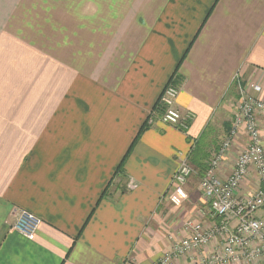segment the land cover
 I'll return each instance as SVG.
<instances>
[{
    "label": "crops",
    "instance_id": "obj_1",
    "mask_svg": "<svg viewBox=\"0 0 264 264\" xmlns=\"http://www.w3.org/2000/svg\"><path fill=\"white\" fill-rule=\"evenodd\" d=\"M168 83L195 114L188 133L151 115ZM255 83L264 90V0H0V264H153L219 222L200 188L181 206L165 193L205 129L194 153L207 166ZM254 173L240 197L258 188ZM16 209L41 219L35 239L12 227Z\"/></svg>",
    "mask_w": 264,
    "mask_h": 264
},
{
    "label": "built area",
    "instance_id": "obj_2",
    "mask_svg": "<svg viewBox=\"0 0 264 264\" xmlns=\"http://www.w3.org/2000/svg\"><path fill=\"white\" fill-rule=\"evenodd\" d=\"M263 92V87L257 83L240 88L241 101L232 129L218 151L209 158L201 176L200 193L213 218L219 222H214L210 227H205L202 223L194 225L190 236L174 240L171 248L153 264H180V260L189 252L195 248L201 250L211 246L215 240L216 247H213L212 252L191 264H238L247 260L256 261L264 256V214L257 216L260 210H264V135L261 122L264 119ZM179 93L177 85L168 83L159 98L158 110L151 115L155 122L159 121L184 132L188 131L195 114L177 106ZM242 131L246 135V144L232 173L227 178H221L217 172L220 163ZM191 151L192 147L187 153L179 154V167L165 193V197L174 206H181L190 198L187 186L195 174L189 160ZM252 171L258 177V188L240 197V186ZM41 223L39 217L27 210L16 209L13 212L12 227L31 240L35 239Z\"/></svg>",
    "mask_w": 264,
    "mask_h": 264
},
{
    "label": "trees",
    "instance_id": "obj_3",
    "mask_svg": "<svg viewBox=\"0 0 264 264\" xmlns=\"http://www.w3.org/2000/svg\"><path fill=\"white\" fill-rule=\"evenodd\" d=\"M156 106H158V103H157V105ZM147 123V122H146ZM145 123V125L144 126H142V128H141V130H140V132L138 133V135L136 136V139L134 140V142H133V144L131 145V147H130V149H129V152L127 153V155L125 156V158L123 159V161L121 162V165H120V169H122L123 167H124V165H125V161H126V157L128 156V154L131 152V150H132V148H133V146H134V144L137 142V140H138V138L140 137V135L142 134V132L144 131V129L147 127V124ZM209 127V126H208ZM208 127H207V129H208ZM206 129H205V131L203 132V134L198 138V140L196 139V140H194V142L192 143V145H194V146H192V151H191V153H190V155H189V160H190V163L192 164V163H194L195 165L197 164L198 166L197 167H199V168H202V170L201 169H199L200 170V172H203L204 173V171H205V166H206V164H205V162H203V160L205 161V159L206 158H203V160L201 161V159L200 158H197V160H195L196 159V155H195V153H194V151H196L195 149L197 148V146L198 145H202L200 142H207L209 139H208V137H207V135H208V132L206 133ZM185 133H188V131H184ZM230 133V131L228 132V134ZM191 139V138H190ZM192 140V139H191ZM222 144V143H221ZM221 146V145H220ZM220 146L218 147V149L220 148ZM202 146L200 147L199 146V150H198V152L201 154V152H202ZM218 149H216L211 155H210V157L215 153V152H217L218 151ZM204 150V149H203ZM209 157V158H210ZM209 161V160H208ZM193 165V164H192ZM195 169V168H194ZM203 175V174H202ZM201 175V176H202Z\"/></svg>",
    "mask_w": 264,
    "mask_h": 264
},
{
    "label": "rangeland",
    "instance_id": "obj_4",
    "mask_svg": "<svg viewBox=\"0 0 264 264\" xmlns=\"http://www.w3.org/2000/svg\"><path fill=\"white\" fill-rule=\"evenodd\" d=\"M238 91V90H237ZM238 93L240 94V89H239V91H238ZM239 96V95H238ZM160 98V97H159ZM240 101H241V98L239 97L237 100L235 99V106H236V108H237V105H239V103H240ZM158 102H159V99H158ZM235 106L234 107H232L233 109H235ZM230 118L232 119V116H230ZM220 141V139H218V142ZM244 148V147H243ZM208 160H209V157L207 158ZM208 162V161H207ZM193 167L196 169V167L194 166V164H193ZM197 170V169H196ZM254 176H256L255 175V173H254ZM200 180H201V177L199 176V174L197 173V174H194V176H193V178H190V180H189V182H188V185L189 186H191V188H199V184H200ZM255 180H256V182H257V178H255ZM206 203V202H205ZM207 204V203H206ZM176 238V237H175ZM211 246H212V249H213V247H216V240L215 241H213L212 243H211ZM194 250H200L199 248H195Z\"/></svg>",
    "mask_w": 264,
    "mask_h": 264
}]
</instances>
